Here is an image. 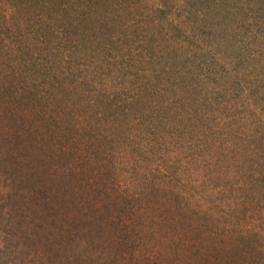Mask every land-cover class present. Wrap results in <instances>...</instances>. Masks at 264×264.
Here are the masks:
<instances>
[{"label": "trees", "instance_id": "trees-1", "mask_svg": "<svg viewBox=\"0 0 264 264\" xmlns=\"http://www.w3.org/2000/svg\"><path fill=\"white\" fill-rule=\"evenodd\" d=\"M1 17L2 263L264 264V217L239 224L251 217L252 195L264 192L263 132V143L246 151L230 135L233 123L222 130L213 124L209 133L217 139L200 157L208 171L216 167L212 175L201 182L204 176L175 178L185 162L174 158L178 154L166 160L171 144L157 145L156 135L164 137L163 121L172 126L191 119L187 110H169L161 121L152 111L147 126L137 122L145 112L108 110L114 105L108 97L94 98V107L87 90L79 99L83 110L63 112L57 93L66 89L65 101L72 100L83 68L53 43L59 19L44 36L27 5H15L10 28ZM189 130H173L166 139L181 142ZM255 204L264 206L261 199Z\"/></svg>", "mask_w": 264, "mask_h": 264}, {"label": "rangeland", "instance_id": "rangeland-1", "mask_svg": "<svg viewBox=\"0 0 264 264\" xmlns=\"http://www.w3.org/2000/svg\"><path fill=\"white\" fill-rule=\"evenodd\" d=\"M15 5H27L32 24L39 19L44 36L59 19L62 29L53 43L62 52H72V65L83 68L74 81L78 94H72V100L65 101L66 89L57 93L63 96L59 110H83L79 99L89 90L90 100L113 99L108 110L145 112L137 121L142 125L150 126V113L159 114L161 121L169 110L188 111L191 119L184 117L172 126L163 121L164 137L156 135L157 145L171 144L166 160L178 154L174 158L185 162L186 170L175 178L190 177L192 182V177L204 176L201 182L212 175L216 167L208 171L200 160L217 139L209 133L213 124L225 126L222 130L233 123L230 135L246 151L263 143L264 0H0V21L4 16L9 28ZM33 35L35 44L37 29ZM173 99L177 102L170 106ZM91 102L95 107L97 101ZM187 128L181 142L166 139L173 130L182 133ZM176 166L174 161L170 169ZM252 196L251 217L239 224H259L264 217V206L255 204L258 199L264 204V192ZM261 228L264 236V225Z\"/></svg>", "mask_w": 264, "mask_h": 264}]
</instances>
